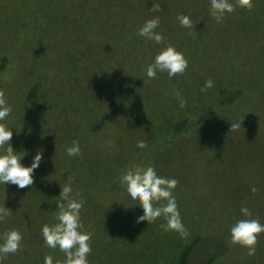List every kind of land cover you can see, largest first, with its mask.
I'll use <instances>...</instances> for the list:
<instances>
[{
  "label": "rangeland",
  "instance_id": "rangeland-1",
  "mask_svg": "<svg viewBox=\"0 0 264 264\" xmlns=\"http://www.w3.org/2000/svg\"><path fill=\"white\" fill-rule=\"evenodd\" d=\"M154 2L156 0H0V91L6 93L8 104L12 101L18 105V112L13 113L17 119L18 115L21 117V109L25 110L21 118L24 120L28 118L24 115L31 110L39 113L30 115L34 123L23 133L19 132L21 129H12L15 136L11 141L17 151L27 150L22 157L23 163H30L36 151L42 152L40 164L33 172L38 186L36 194H25L29 185L23 188L12 185L16 199L21 203L16 206L12 193L9 200L2 201L9 192L5 189L9 183L6 187L0 184V206L5 203L11 208L8 217L0 219V234L11 225L18 227L25 236L21 246L30 244L28 236L32 233L43 240L40 231L43 220L37 223L32 220L38 212L47 213L48 218L50 214L54 215L56 201L61 199L58 195L60 185L71 177V195L82 199L86 181L96 185L92 182L95 177L99 183L109 178L110 189L103 191L100 187L99 191V186L96 187L95 192H99L94 198L92 196L87 214L82 207L80 209L82 230L91 234L90 249L97 251L96 256L90 251L88 264H170L171 258L167 260L166 251L159 243L163 232L158 224L163 216L149 223L146 219L137 222L135 218L143 209L139 205L125 208L122 204L127 206L130 201L125 187L120 184L121 178L134 167H153L159 175L176 177L173 194L180 215L190 225L194 223L188 230L189 235L182 237L184 240L176 247L182 249L195 237L215 234L226 240L229 250L217 255L209 264H260L264 256L259 257L258 251L248 254L247 246L233 242L229 232L230 225L244 216L240 211L242 205L255 212L254 201L236 205L223 199L220 188L226 182L218 179L214 192L218 197L212 199V195L209 205L200 204V207L195 204L197 197L204 198L207 191L199 177L193 173L188 175V169H183L186 173H174L171 168L177 160L165 159L163 150L175 151L183 147L194 152L196 141H200L198 131L206 137L201 140L211 141L202 144L203 147L215 146V142L226 137L228 143H234L233 148L245 146V158H249L250 153L255 155L247 170L237 169L236 177L237 181H242L238 187L242 192L249 195L257 192L241 186H251L248 177L253 175L247 174L254 169V182L257 177L258 180L264 177V65L252 62L250 57L255 43H249L252 32L264 34V8L260 13L253 12V6L244 9L238 0H232L234 8L217 21L208 14L209 0H158L160 7L156 10L151 8ZM69 5L71 9L67 7ZM73 7L78 14L73 12ZM243 10L249 15L243 14ZM146 12L148 15L143 16ZM153 15L160 18L156 30L162 32L163 39L159 42L140 35L137 30L147 17ZM179 16L187 17L191 22L190 35L179 27ZM240 16L250 17L243 35L237 26ZM256 18L259 21H254ZM77 29H82V33ZM169 46L186 62L184 74L169 80L165 73L157 72L156 77L147 78L146 65L153 60L148 61L150 56ZM115 49H122L126 54L120 64L127 74L116 65V59L110 58ZM143 51L147 54L144 59H133ZM140 66L144 68L139 69ZM208 78L213 83L204 88ZM50 87L54 93L41 97L44 101L37 100L39 97L36 96H44ZM84 88L89 93L86 101H69L74 103V109L69 102H64ZM226 89H242L243 93L233 104L214 110L210 123L197 132L187 133L181 141L169 143L168 149L155 148L144 157H132L135 153L130 154V151L139 150L133 138L141 139L144 147L151 145L165 132L170 118L196 116L204 108L216 104ZM178 97L185 100L183 106ZM95 121L103 122V128L91 133L89 130ZM231 122L236 127H231ZM147 138L150 141H145ZM73 140L78 141L81 151L70 156L65 148ZM215 152H210L208 157ZM229 190L224 189V193ZM22 194H25L23 199ZM29 214L32 216H27ZM211 214L217 215L210 217ZM13 215L15 218L11 221ZM48 218L45 223H49ZM36 230L40 235L34 232ZM257 234L264 237V231ZM112 242L117 243L119 256L110 253L106 246ZM260 243H264V239ZM10 253L14 254L12 256L17 254ZM29 255L36 258L32 249ZM59 255L62 258L58 264L65 259L62 250L54 256L55 264ZM5 259L0 255V264Z\"/></svg>",
  "mask_w": 264,
  "mask_h": 264
},
{
  "label": "clouds",
  "instance_id": "clouds-1",
  "mask_svg": "<svg viewBox=\"0 0 264 264\" xmlns=\"http://www.w3.org/2000/svg\"><path fill=\"white\" fill-rule=\"evenodd\" d=\"M245 7L252 6V0H238ZM232 0H209L208 14L220 21L226 14L234 8ZM158 0L151 5L153 10L159 9ZM179 27L191 34L192 24L187 17H177ZM160 23L159 16L147 17L138 27V32L142 36L157 42L163 39V34L157 31ZM187 64L183 57L175 52L172 47L161 48L154 56L153 60L146 65L145 76L154 78L157 72L165 73L169 80L184 74ZM211 78L205 80L204 88L211 86ZM180 106L185 104L183 98H179ZM12 111V106L6 102L5 95L0 91V184H15L17 188H23L33 182L34 170L39 166L42 159V152L36 151L30 163H23L22 157L26 151L19 152L14 148L11 137L12 128L5 119ZM241 123V121H240ZM231 127L236 124L231 122ZM143 145H137L139 150H143ZM65 151L68 155L80 153L78 141L73 140L67 145ZM122 187L126 189V196L130 203L125 208L139 205L143 211L136 216V221L147 220L148 223L159 216H163L165 223L161 227L165 230L175 229L182 237L189 235L188 229L182 222V218L177 206L173 188L177 184L174 176L159 175L155 168L147 169L132 168L120 180ZM255 190V188H253ZM71 177L63 186L60 185V200L56 201V222L44 223L41 226V234L44 242L51 248L59 247L65 253L62 264H88L90 253V233L82 230L80 221V209L83 204L82 199L74 198ZM159 202V203H157ZM240 211L243 218L237 219L229 227L230 238L233 242H238L247 246L248 254L255 252L257 233L264 231V223L252 217L247 205H242ZM11 208L7 205L0 206V219L8 216ZM22 233L17 228H10L0 234V255L16 252L21 246ZM44 264H55L51 254H45Z\"/></svg>",
  "mask_w": 264,
  "mask_h": 264
},
{
  "label": "trees",
  "instance_id": "trees-1",
  "mask_svg": "<svg viewBox=\"0 0 264 264\" xmlns=\"http://www.w3.org/2000/svg\"><path fill=\"white\" fill-rule=\"evenodd\" d=\"M142 2V1H140ZM144 4V2H142ZM252 10L253 12H257L260 13L262 7L264 8V0H252ZM69 9L72 8L71 5L67 6ZM74 8V7H73ZM76 8V7H75ZM73 9V12H75L76 14H78V11L76 9ZM80 8V7H78ZM248 7H244V9H247ZM64 9V8H63ZM243 14L245 15H249L247 14V12L245 10L242 11ZM148 15V12H146L145 14H143V16ZM241 20L238 21V28H241V35L245 34L244 29L246 27V25L248 24L249 18L250 17H244V16H240ZM256 20L259 21V18L254 19V21ZM68 22V21H67ZM66 23V22H65ZM254 22L252 21V24ZM98 28V25L96 26ZM255 27L256 24H255ZM88 29V28H87ZM79 32L81 31L82 33V29H77ZM253 36V37H252ZM246 37V36H244ZM245 39V38H243ZM250 42H254V44L250 43ZM249 43L254 45V50L252 51V57H250L252 59V62H257V63H262L264 65V34H258L257 32H252L250 34V39H249ZM79 46H83L82 44H80ZM86 50H90V47L86 44ZM119 48V47H117ZM158 52V51H157ZM156 52V53H157ZM125 52H122V49L118 50L115 49L112 54L110 55V58H114L116 65L125 73V69H122V66L120 63L123 62L125 58L124 54ZM93 57L96 56L95 53H92ZM146 52L143 51L141 53V55H137L134 56V60L137 59V57L144 59L146 57ZM154 54L150 56L148 61H151L152 58H154ZM117 58L119 60H117ZM132 59V61H134ZM147 63V62H146ZM259 66H261V64H259ZM134 68V67H133ZM139 69H143V66L138 67ZM136 69V68H134ZM138 70V69H136ZM23 86V85H21ZM219 87V86H218ZM83 90V89H82ZM86 88H84V91H79L78 93H73L71 94L67 101L64 100V102H69L71 100H74L75 102L79 103L80 100L86 101L87 100V95L89 93H87ZM54 93V90L52 87L47 88L44 92V96L39 95L34 98L37 99L39 101H44L41 100V97H45V96H51ZM243 93L242 89H226V92H224L222 94V96L219 98H217V100L215 101L216 104L204 108L200 113H198L196 116L194 117H182V115H180V117H177L176 120H172V118H170L167 121V128L165 130L164 133H162L161 135L158 136V139L155 141L152 138V144L151 145H147L146 147H143V150H131L130 154L135 153V155H133L132 157H144V155L148 154L149 151H151V149H155L158 148V150H160L162 148L163 149H168V145L169 143H172L173 141H181L183 138L186 137V134L191 132V131H195L197 132V129L202 128L203 125L208 124L212 121L213 118V114H214V110L216 109H221L224 107L229 106V104H233L238 98L241 97ZM4 95H6V93H4ZM33 98V97H29L28 99ZM56 104H59L60 102L55 101ZM70 103V102H69ZM9 104L13 107L16 106L12 109V111L9 113L11 114L12 117H10V115H8V117H6L5 119L8 122V124L10 125V127L16 131H20L21 133H23L26 128L30 127V125L32 126V124L34 123V118H32L30 115L32 114H36L38 113V110H31L30 112L26 113L24 116H27L28 118L24 120L21 119L24 111L23 109L20 110L21 113V117L20 115H18V119L16 118V116L13 114L14 112H18L19 108L18 105H16V103L14 104L12 101L9 102ZM63 103H61L59 105V107L62 106ZM74 103H70V106L72 107ZM73 108V107H72ZM33 109V108H32ZM74 109V108H73ZM159 114V112H157ZM39 114V113H38ZM162 119V117H161ZM149 125V123H148ZM103 128V122L101 121H95L92 128L89 130L92 132H95L99 129ZM162 128V127H161ZM159 129V128H158ZM198 136H199V140L200 141H196L193 149L194 152H190L189 150H184L183 147H179V149L177 148L176 145V150L175 151H170V150H163L165 151L166 154H164L165 159H167L168 161H175L176 165H173V167L171 168V170H174V173H178V174H182V173H186L185 170L183 169H188L189 173L187 172L188 175H191V173H193L194 175L199 177V182L203 184L204 189L207 191V194L205 195V197L196 200L197 205H199L201 207V205L204 204H208L210 203L209 201V197H211L212 195H214L212 197V199L214 197H218L214 192H216V188H217V184L216 181L218 179L220 180H224V182H226V185L224 187L220 188V196H222L223 199L225 200H230L232 202H234L236 205L240 204V203H244V202H249V201H254L253 204L256 206L255 207V212H251V214H257L254 216V218H257L261 223H264V177H262V179L258 180V177L255 179L254 182V174H255V170L251 171V173H248L247 176L253 175L252 178L248 177V179L250 180V185L249 187H244L243 185L241 186L243 189H246L247 191H253V188H255L253 195H249L248 192L244 191L242 192L239 187V185H241L242 181H237V169L241 168V170H247V166L249 164H251L252 162H254L255 160V155L250 153V157L245 158L244 156V149L245 146H243V148L240 149L239 148H233L232 144L228 143V140H226V137H222V139H220L219 143L215 142V146H208V147H203L202 144L204 143H211V141H209L208 139H204L201 140L202 138H206L204 135H201L199 133V131L197 132ZM15 136V135H12ZM261 139H263V137H260ZM12 139V137H11ZM33 139V138H32ZM131 139V138H130ZM132 141L135 143L134 145L137 147V145H143L142 144V140L141 139H136L133 138ZM140 141V143H139ZM145 141H150L149 138L145 139ZM227 141V142H226ZM12 142V141H11ZM145 146V145H143ZM257 146H260L259 144ZM248 150V149H247ZM141 152L140 154L138 152ZM177 151H179V153H177ZM218 151V152H215ZM224 152V154L220 155L219 152ZM249 151V150H248ZM210 152H215L211 155L214 156V159H212L211 157L209 158L208 155H210ZM207 157L209 159H207ZM252 161V162H251ZM245 162L247 165H240L241 163ZM254 164V163H253ZM167 167V166H166ZM219 169L215 171V169ZM244 180V179H243ZM258 180V185L255 186L256 181ZM94 184L92 183H88L87 181L85 182L84 185V191L82 190V200H83V204H82V209L84 211V213L87 214V207H89L91 205V198L93 196V198L96 196L95 193H98L100 191V187L102 188L103 191H105L106 189H110V180L109 178H105V180H101V182L99 183V179H97V177L94 178V180L92 181ZM36 178L33 179L32 184L29 185V189L25 194H36L38 191V186L36 184ZM53 183V182H52ZM12 183H9V186L6 189L7 195L6 198L4 197L2 199L3 200H9L10 199V193L13 194L15 201L17 202V205H21V203H18L16 196H15V191L14 188H12ZM99 186V191L95 189L96 187ZM13 190H12V189ZM108 189V190H109ZM224 189H230L229 191L224 193ZM52 192L54 191L53 188L50 189ZM88 190V191H87ZM232 190V192H230ZM25 194H22V199L24 197ZM221 198V199H222ZM22 202V200L20 201ZM116 204H118V202H116ZM201 204V205H200ZM2 206V204H1ZM115 208V207H114ZM116 209V208H115ZM44 212H38L36 215L34 216V219L32 220V223H37V221H42L43 223H45V220L48 218V214L46 213L45 215H43ZM219 213V212H218ZM53 214H50V218H48L49 224H52L54 222H56V208H53ZM217 214H211L209 215L210 217H216ZM27 216H32V214H29ZM8 217V216H7ZM102 217V214H101ZM15 218V216L13 215V217H11V221ZM182 218V222L184 223L185 227L189 230L192 229L194 223H192L191 225L188 223V221H185L183 217ZM166 221L164 220V217H162V220L159 222V226L161 227L162 223H165ZM1 224V222H0ZM41 225V224H40ZM5 226V224H4ZM13 228L11 227V225L7 226V229L5 228L2 233H4L6 230ZM18 228V227H17ZM30 229V231L32 230V227H27ZM161 231V235L159 238V243H162V245L160 246L161 249H164L166 251V257L167 260L170 261V264H186V258L188 256L189 251L191 250L192 246L195 245V243L200 239V236L195 237L194 240H191L190 242H187L182 249H179L178 247H176V245H178V242H182L184 239H182V236L175 230V229H168L165 230L164 228L161 227L160 229ZM37 234L40 235L39 231H34ZM260 233V232H259ZM42 235V234H41ZM262 235V233H261ZM261 235L257 234V241L255 243L256 246H258L259 248L255 247V254H259V257H263L264 256V243H260L261 240L264 239V237H261ZM24 235L22 234V240L24 239ZM21 240V241H22ZM28 240L30 241L29 245H22L20 246L16 251L17 254L15 256H12L14 254L12 253H7L6 255H1L2 257H6V259L4 260V263L2 264H44V256L45 254H51V256L53 257V259L58 255L62 253V250H59V247H55V248H51L49 247L44 240L40 239V237H38L35 233L31 234V237L28 236ZM109 249H110V253H112L115 256H119V250L117 248V243L112 242V244H107L106 245ZM30 249H32L34 256L36 258H33L32 256L29 255V251ZM38 252V255L36 254L35 250ZM38 249V250H37ZM90 251L96 256L97 251L91 250ZM27 254V255H26ZM163 254H161L162 256ZM253 255V254H252ZM22 256V257H21ZM29 258H28V257ZM55 256V257H54ZM257 257V255H256ZM60 258H62V256H58V258L56 259V263L58 264L60 262ZM217 258V257H216ZM215 258V259H216ZM55 262V261H54ZM165 262V261H164ZM96 263V262H95ZM154 263H157L156 261H154ZM97 264V263H96ZM158 264H160L158 262ZM260 264H264V260L262 261V263Z\"/></svg>",
  "mask_w": 264,
  "mask_h": 264
},
{
  "label": "water",
  "instance_id": "water-1",
  "mask_svg": "<svg viewBox=\"0 0 264 264\" xmlns=\"http://www.w3.org/2000/svg\"><path fill=\"white\" fill-rule=\"evenodd\" d=\"M229 246L225 239L215 234L201 237L191 248L186 264H209L217 255L225 254Z\"/></svg>",
  "mask_w": 264,
  "mask_h": 264
}]
</instances>
